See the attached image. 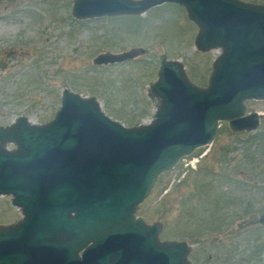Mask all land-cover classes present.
Returning <instances> with one entry per match:
<instances>
[{"label": "water", "instance_id": "95a60500", "mask_svg": "<svg viewBox=\"0 0 264 264\" xmlns=\"http://www.w3.org/2000/svg\"><path fill=\"white\" fill-rule=\"evenodd\" d=\"M184 7L201 52L220 50L208 86L181 61L163 60L149 89L152 122L127 128L91 97L65 89L55 118L42 125L19 117L0 126V197L22 219L0 226V264H191L186 242L161 241L163 226L138 217L158 179L212 144L221 123L256 131L264 101V5L241 0H75L85 21L141 16L164 4ZM144 49L105 53L94 64L137 59ZM13 145V149H9ZM259 223L264 226V214Z\"/></svg>", "mask_w": 264, "mask_h": 264}, {"label": "rangeland", "instance_id": "374dc122", "mask_svg": "<svg viewBox=\"0 0 264 264\" xmlns=\"http://www.w3.org/2000/svg\"><path fill=\"white\" fill-rule=\"evenodd\" d=\"M74 2L0 0V126L22 116L33 124L50 122L65 89L95 98L127 128L150 123L156 108L149 89L165 59L181 61L194 84L208 86L221 51L197 50L199 28L184 7L168 3L141 16L79 21ZM132 49L145 54L94 64L100 54ZM246 105L248 112L264 114V101ZM263 214L264 117L247 133H232L222 123L211 145L158 179L138 212L148 224L163 226L162 241L188 243L191 264H264ZM22 217L12 197H0V226Z\"/></svg>", "mask_w": 264, "mask_h": 264}, {"label": "flooded vegetation", "instance_id": "af4514ba", "mask_svg": "<svg viewBox=\"0 0 264 264\" xmlns=\"http://www.w3.org/2000/svg\"><path fill=\"white\" fill-rule=\"evenodd\" d=\"M250 112H248V114H249ZM264 117V114L261 116V121H262V118ZM228 124V123H227ZM244 133H247V132H244ZM238 134V133H237Z\"/></svg>", "mask_w": 264, "mask_h": 264}, {"label": "bare ground", "instance_id": "6f19581e", "mask_svg": "<svg viewBox=\"0 0 264 264\" xmlns=\"http://www.w3.org/2000/svg\"><path fill=\"white\" fill-rule=\"evenodd\" d=\"M146 124H148V123H146Z\"/></svg>", "mask_w": 264, "mask_h": 264}]
</instances>
